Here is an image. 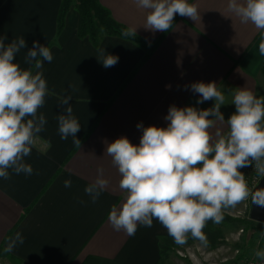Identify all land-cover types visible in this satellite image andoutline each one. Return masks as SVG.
Returning <instances> with one entry per match:
<instances>
[{"label":"crops","instance_id":"0c3cea01","mask_svg":"<svg viewBox=\"0 0 264 264\" xmlns=\"http://www.w3.org/2000/svg\"><path fill=\"white\" fill-rule=\"evenodd\" d=\"M61 1L0 0V35L7 36L6 43L24 36L28 48L38 41L53 54L43 67L51 94L39 110L47 123L25 158L33 173L0 178V245L11 246L8 252L23 264H82L92 256L116 264H156L162 238H172L158 221L150 228L139 226L134 236L115 231L108 221L124 193L106 146L121 136L139 144L137 124L166 127L172 105L211 108L213 100L197 104L199 94L191 90L196 82H215L225 93L221 112L227 121L235 112L232 91L245 87L258 97L264 85L260 31L241 23L228 10V0H188L200 15L193 20L177 14L167 32L146 30L147 12L134 0H99L115 21L137 28L136 35L152 48L147 54L119 36L106 35L96 46L80 38L74 6L58 34ZM101 48L119 57L115 66L104 68L98 61ZM25 52L16 61L27 68ZM66 96L81 125L76 134L80 147L58 132L57 116L64 110L60 100ZM217 127L227 128L226 123ZM101 167L109 185L92 203L84 188ZM65 180L71 187L64 186ZM17 233L23 243L16 241Z\"/></svg>","mask_w":264,"mask_h":264},{"label":"clouds","instance_id":"9594fccd","mask_svg":"<svg viewBox=\"0 0 264 264\" xmlns=\"http://www.w3.org/2000/svg\"><path fill=\"white\" fill-rule=\"evenodd\" d=\"M134 2L146 10L143 26L152 32L172 29L177 14L193 20L200 15L188 0ZM228 10L241 23H251L260 31L258 48L264 56V0H228ZM136 29H124L122 35L135 37ZM7 40L6 35H0V178L5 180L12 173H33L25 158L31 155L47 123L39 113L51 94L43 67L53 60L51 49L38 41L28 48L24 36ZM23 49L27 68L16 61ZM96 57L104 68L115 66L119 60L104 48L97 50ZM191 90L199 94L197 104L213 100L214 105L207 109L172 105L164 117L166 127L137 124L142 129L139 144L126 136L107 144L105 151L118 170L119 188L124 193L108 214L115 231L134 236L139 226L150 228L155 220L177 244H183L189 234L203 240L208 221L219 223L225 209L235 208L249 197L252 203L264 206V188L250 190L240 171L254 164L256 173L264 176V96L257 97L245 87L236 88L231 93L235 112L225 121L221 106L226 104V95L215 82H196ZM70 100L71 96L60 100L64 110L57 116L58 132L61 139L71 136L80 147L76 134L81 125ZM217 123H226V131ZM97 173L84 188L92 203L109 185L102 167ZM64 186L71 187V181L65 180ZM15 239L23 243L20 233ZM5 251H11V246ZM255 255L264 261V250Z\"/></svg>","mask_w":264,"mask_h":264},{"label":"rangeland","instance_id":"374dc122","mask_svg":"<svg viewBox=\"0 0 264 264\" xmlns=\"http://www.w3.org/2000/svg\"><path fill=\"white\" fill-rule=\"evenodd\" d=\"M264 96V85L258 97ZM246 182L257 175L254 164L241 168ZM248 187L249 183L247 182ZM250 199L235 208L225 210V218L215 225V238L204 235V239L187 237L185 243L163 242L160 264H237L242 257L256 256L264 241V224L250 219ZM0 264H23L5 255L0 256ZM107 264V263H100Z\"/></svg>","mask_w":264,"mask_h":264},{"label":"trees","instance_id":"16d2710c","mask_svg":"<svg viewBox=\"0 0 264 264\" xmlns=\"http://www.w3.org/2000/svg\"><path fill=\"white\" fill-rule=\"evenodd\" d=\"M74 6V8L79 13V26H78V36L80 38H88L93 45H98L100 40L106 36H119L123 37L129 40H132L139 44L140 46H143L147 49V54H149L150 51H152V48L148 47L145 42L139 37V36H129L124 37L122 35V30L127 29V27L121 23H118L113 19L111 16V13L109 9L104 7L99 0H62L59 14H58V20H57V32L58 34L61 32V30L64 27L65 24V18L68 13V11L71 9V7ZM262 74L264 76V64L262 66ZM226 210V209H225ZM225 210L223 211V218H225ZM217 223L213 221H208L203 229L204 235H207L209 237L215 238V232L217 229L215 228V225ZM191 236V234L188 235V237ZM173 238H162L161 243V257L158 260L156 264H160L163 249L164 246L162 245L165 241H173ZM5 255L7 257H10V259H16L11 253L8 251H5V248L0 245V256ZM20 262V261H19ZM100 263H107V264H116L115 262L104 259L101 257H88L82 264H100Z\"/></svg>","mask_w":264,"mask_h":264},{"label":"water","instance_id":"95a60500","mask_svg":"<svg viewBox=\"0 0 264 264\" xmlns=\"http://www.w3.org/2000/svg\"><path fill=\"white\" fill-rule=\"evenodd\" d=\"M264 188V177L261 179L259 184L254 188L253 191ZM249 217L252 221L264 224V206L257 205L251 201V210Z\"/></svg>","mask_w":264,"mask_h":264},{"label":"built area","instance_id":"2783aa9c","mask_svg":"<svg viewBox=\"0 0 264 264\" xmlns=\"http://www.w3.org/2000/svg\"><path fill=\"white\" fill-rule=\"evenodd\" d=\"M263 177L264 176H259L257 174L253 179L248 180L247 182L249 183V189L253 191ZM248 199H250L251 202V198L249 197ZM239 257L241 258L237 261V264H264V261L259 260L256 256H251V257L239 256Z\"/></svg>","mask_w":264,"mask_h":264}]
</instances>
